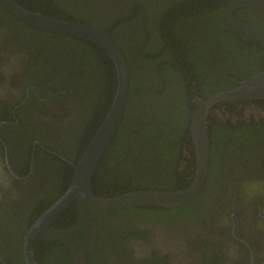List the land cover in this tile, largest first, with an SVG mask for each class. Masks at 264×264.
I'll return each mask as SVG.
<instances>
[{
    "label": "flooded vegetation",
    "instance_id": "1",
    "mask_svg": "<svg viewBox=\"0 0 264 264\" xmlns=\"http://www.w3.org/2000/svg\"><path fill=\"white\" fill-rule=\"evenodd\" d=\"M18 1L22 7H32L25 0ZM136 1L149 6L151 11L162 9L166 4L170 8L184 5L183 13L192 22L198 21L204 30L197 36L199 53L226 59V65L216 63V60L200 64L206 69L205 76H216L222 80L227 75L225 83L229 86L222 90L234 88L264 70L263 46L231 26L225 17L233 5L229 12L232 19L264 34V0H112L110 4L105 0V10L98 9L102 3L94 7L108 23L114 10H120L122 3L132 7ZM38 2L35 9L42 12L54 6L52 0ZM51 16L60 18L62 15L55 13ZM0 30L4 31L0 37V257L7 264H23L22 247L28 230L39 214L51 207L70 186L74 166L89 144L90 135L101 124L95 126L92 133L91 130L88 132L87 125L85 129H79L85 119L82 112L88 111L94 118L100 116L104 108L93 110L81 104L82 99L85 101L83 89L86 86L89 89L90 85L87 77L89 68L72 73L68 67L74 62L72 54L71 60L61 55L46 59L48 54H59L47 51L49 42L55 46L61 41L55 38L48 42L49 33L57 35L55 37L65 35L37 29L1 4ZM107 31L112 34L110 26ZM12 59H17L15 62L20 69L8 73L6 69ZM75 76H80L82 82H72ZM66 79L72 85L69 86ZM99 84L102 86L101 79ZM107 87L105 83L104 93L113 95L112 90L109 93L105 90ZM156 109L161 113L165 110L161 106ZM184 109L188 115L193 113L189 100ZM208 124V171L205 184L196 198L177 207L176 212L154 218L135 210L138 207L123 209L125 212L122 214L119 210L95 212L102 209L91 206L78 196L60 219L38 236L34 248L36 256L46 264H264L262 209L254 204L251 209L240 205L241 196L254 195L259 190L264 192V99L219 104L208 114ZM150 125L163 127L160 121H150ZM186 127L183 133H187ZM143 128H139L141 134L148 132ZM47 129L54 130L50 133ZM64 129L67 137L60 143ZM178 141L170 144L169 167L159 168V172L168 171L171 189L186 187L195 165L194 150L189 154L190 145L185 138L181 140L182 144ZM218 142L222 146L216 151ZM141 145L140 141L137 148L118 147L117 153L110 146L107 148L103 157L106 161L104 171L110 176L115 175V179H123L96 183L102 159L93 182L98 194L150 189L127 186L130 182L126 180L124 160L128 171L138 170L139 161L145 159L147 153L157 152H145L139 148ZM30 147L32 149L28 150ZM41 151L44 153L42 156L39 154ZM160 151L162 147L158 148ZM229 157L233 166L218 172L217 183L216 180L214 183L216 192L212 191L207 207L200 214L181 216L206 195L212 186L214 172L227 163ZM259 200L263 204L264 199ZM75 204L80 207L79 211ZM237 210L240 211L235 215L250 212L241 230L231 219V214ZM254 217L261 224L258 230L252 228ZM70 225H74L73 228ZM251 229L253 232L250 234ZM19 240L22 241L21 249L16 248ZM53 250L59 253L57 258Z\"/></svg>",
    "mask_w": 264,
    "mask_h": 264
},
{
    "label": "trees",
    "instance_id": "2",
    "mask_svg": "<svg viewBox=\"0 0 264 264\" xmlns=\"http://www.w3.org/2000/svg\"><path fill=\"white\" fill-rule=\"evenodd\" d=\"M25 1L26 4H31L34 9L39 4L38 0ZM104 1L80 0V2L76 3L74 0L73 2L72 0H52L54 6L50 10H46V12L48 15L59 13L62 15L60 18L68 21L91 23L93 26L95 25L105 31L110 26L112 34L107 32L120 46L129 67L127 107L117 135L111 143L110 148L115 153L121 147L122 149L124 147L137 148L139 142L141 141L142 143L144 139L150 140L152 145H156L159 148L162 147V151L160 152L147 153L145 159L139 161L138 170L131 169L128 171L127 161L124 160V171L126 172V180L130 182V185L127 184V186L170 190V175H168V171L159 172V168L165 166L167 169L169 167L170 144L178 138L173 133L175 130L178 132L182 131L185 119L187 124V127L185 125L187 129L185 140H189L190 115H188V111L183 110V104L189 100L192 113L197 101L229 86L228 83H225L227 75H224V79L222 80H219L216 76H205L204 71L206 69L200 64H207L208 60L210 62L216 60V63L222 62L226 65L227 63L224 62L226 59L221 58V56L214 58L212 55H202L199 53L200 41H197V36L204 33V30L197 23L198 21L192 22L183 13L184 5L170 8V5L166 4L162 9L157 8L151 11L149 6L139 1H136L132 7L122 3L120 10H114V14L110 19L111 23L110 20L106 23L103 20L104 15L95 9V7L102 3L98 9L101 11L105 10L106 4ZM107 2L110 4L112 0H107ZM55 36L57 35L53 36V34L49 33L47 37L48 42L49 40H55V38L61 41L55 46H51V42H49L47 51L59 52L67 60H71L70 54H72L74 62L68 66L72 73L83 68L84 70L85 68L90 69V75H87L90 81L89 89L87 86L83 89L82 94L85 101L82 99L81 104L93 110H98L103 106L104 112L100 116L96 115L93 118V114L83 111L82 115L85 119L78 128L81 129L83 127L85 129L87 125L88 132L91 130L92 133L94 127H97L105 117V111L108 110L112 102L116 85L115 66L109 55L98 45L76 37ZM228 74H233V72H229ZM100 79L102 86L99 84ZM71 81L79 84L82 82V79L80 76H75ZM71 81H68L69 86L72 85ZM105 83L109 86L105 90L108 93L112 90L113 95L109 96L106 92L104 93L103 88ZM160 106L165 109L164 113L156 109ZM62 112L64 114L65 109ZM135 118L139 120V124L137 125L138 130L136 132L130 130L125 134L123 140H121L120 137L123 132L134 126ZM150 121H160L163 125L162 128L165 130L153 128L150 125ZM141 126L146 131L156 130L159 136L155 134H141L139 132ZM47 130L52 133L54 129ZM64 130L60 143H63L67 137L66 130ZM89 138H91V135ZM42 145L47 147L44 144ZM141 147L142 145L139 146V148ZM30 149L32 148L30 147L28 150ZM23 150L25 152L26 149L23 148ZM39 154L41 156L44 155L42 151ZM46 157H49V155H46ZM51 157L56 158L52 155ZM102 162L100 171L97 173L96 183H110L114 180L120 181L123 179H115V175L110 176L109 173L105 172L104 164L106 161L103 159ZM182 177L185 178V176ZM106 192L105 190L104 193ZM75 207L78 211L80 210L78 204H75ZM177 209H150L147 206L135 208V210H140L139 212L142 214L145 213L154 218L165 217L170 212H176ZM111 211L107 210V212ZM119 211H121L120 214L125 212L123 209ZM95 212H104V210ZM16 242H18L16 248L21 249L22 241ZM53 253L55 258H57L59 253L56 250H53ZM36 260L38 264H46L43 263V259L39 256H36Z\"/></svg>",
    "mask_w": 264,
    "mask_h": 264
},
{
    "label": "water",
    "instance_id": "3",
    "mask_svg": "<svg viewBox=\"0 0 264 264\" xmlns=\"http://www.w3.org/2000/svg\"><path fill=\"white\" fill-rule=\"evenodd\" d=\"M0 4L17 18L37 29L84 39L98 45L107 52L113 61L116 73L115 91L109 111L74 166L70 186L51 207L39 214L24 238L22 247L23 264H38L34 249L38 236L54 225L78 196L91 206L102 210H120L139 206L177 208L189 203L199 195L207 176L210 144L208 114L210 111L219 104L249 99H264V70H262L247 80L240 82L236 87L216 91L196 103L195 109L190 115L189 140H186L187 143H190L189 154L193 150L195 152V165L192 169L189 184L186 187L170 190H137L120 194L100 195L95 191L93 185L96 170L119 130L128 100L129 67L120 46L109 33L84 21L73 22L63 18L48 16L40 10L33 11L22 7L15 0H0ZM249 5H252V3H249ZM232 7L233 5L229 7L225 14L228 23L254 38L264 48V34L248 24L232 19L231 15H229ZM2 33L3 31L0 30V37ZM12 60L10 66L6 69L8 73L20 69L17 62H15L17 59ZM1 187L2 181H0V191ZM259 198L264 199V192L261 190L254 195L241 196L240 205H246L251 209L252 204H254L256 208L262 209V214L264 215V202L260 204ZM239 211H233L231 219L237 224L236 228L241 230L242 224L249 218L250 212H242V214L235 215V212ZM252 221V228L255 227L254 230H258L261 225L260 222L255 217ZM252 232L253 230L251 229L249 233L251 234ZM0 264L7 263L0 257Z\"/></svg>",
    "mask_w": 264,
    "mask_h": 264
},
{
    "label": "rangeland",
    "instance_id": "4",
    "mask_svg": "<svg viewBox=\"0 0 264 264\" xmlns=\"http://www.w3.org/2000/svg\"><path fill=\"white\" fill-rule=\"evenodd\" d=\"M56 57V56H60V54H48L47 56H46V59H52V57ZM66 81H68V79H66ZM183 106H184V104H183ZM189 106H190V101H189ZM185 108V107H184ZM184 122H185V125H186V119L184 120ZM131 124V123H130ZM139 124V120H137L136 118H135V124H134V126H132V127H130V128H128V129H126L124 132H123V134L121 135V137H120V139L121 140H123V138H124V136H125V134L127 133V132H129L130 130H133V131H137L138 129H137V125ZM185 125L183 126V128L185 127ZM176 128V127H175ZM183 128H182V131H180V132H178L177 130H175L174 131V135L175 136H177L178 138L177 139H175V142L176 141H178V144H182V142L183 141H181L182 139H184L185 138V132L183 133ZM159 130V129H158ZM160 130H162V131H164L165 129L164 128H162V129H160ZM182 133H183V136H182ZM145 134H155V135H157V136H159L158 134H157V131L156 130H154V131H148V132H146ZM174 143V142H173ZM121 146H122V143H121ZM220 146H222V143L221 142H218V147L216 148V151H218L219 149H220ZM142 149H144L145 151H147V152H150V151H157L158 152V146H156V145H152L151 144V142H150V140H148V139H144L143 140V142H142V147H141ZM229 161L227 162V163H225V164H223V165H221L220 167H219V169L216 171V172H214V175H213V183H212V186L210 187V189H209V191L206 193V195H204L201 199H199L198 201H196V203L193 205V207L191 208V209H189V210H186V211H184L182 214H180L181 216H184V215H196V214H200L201 213V211L203 210V208L205 207H207V203H208V199L210 198V196H211V193H212V191H213V193H215L216 192V189L214 188V183H215V180H216V183H217V176H218V172L222 169V168H224V167H228V166H233V163H232V161H231V157H229ZM109 170V172H112V170L111 169H108ZM214 189V190H213ZM191 207V206H190Z\"/></svg>",
    "mask_w": 264,
    "mask_h": 264
},
{
    "label": "clouds",
    "instance_id": "5",
    "mask_svg": "<svg viewBox=\"0 0 264 264\" xmlns=\"http://www.w3.org/2000/svg\"><path fill=\"white\" fill-rule=\"evenodd\" d=\"M15 1L19 2L18 0H15ZM25 8H26V7H25ZM28 8L31 9V10H33V11L36 10V9L30 7V6H28ZM45 12H46V11H44V13H45ZM45 14H46V13H45ZM65 14H66V12H65ZM46 15H48V14H46ZM48 16H51V15H48ZM52 17H58V16H52ZM3 33H4V31H3ZM3 33H2V34H3ZM110 36H111V35H110ZM115 42H116V41H115ZM116 43H117V42H116ZM117 44H118V43H117ZM122 52H123V51H122ZM106 53H107V52H106ZM196 99H197V98H196ZM200 100H201V99H200ZM197 102H198V101H197ZM197 102H196V103H197ZM97 128H98V127H97ZM95 131H96V130H95ZM95 131H94V133H95ZM94 133H93V134H94ZM91 137H92V136H91ZM90 139H91V138H90ZM59 219H60V218H59Z\"/></svg>",
    "mask_w": 264,
    "mask_h": 264
}]
</instances>
